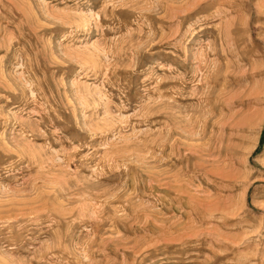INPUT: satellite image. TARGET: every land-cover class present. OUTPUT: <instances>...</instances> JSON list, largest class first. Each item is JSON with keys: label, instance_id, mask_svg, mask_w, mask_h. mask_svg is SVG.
Wrapping results in <instances>:
<instances>
[{"label": "rangeland", "instance_id": "374dc122", "mask_svg": "<svg viewBox=\"0 0 264 264\" xmlns=\"http://www.w3.org/2000/svg\"><path fill=\"white\" fill-rule=\"evenodd\" d=\"M0 264H264V0H0Z\"/></svg>", "mask_w": 264, "mask_h": 264}]
</instances>
